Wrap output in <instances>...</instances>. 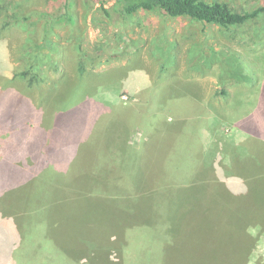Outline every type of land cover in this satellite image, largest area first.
Here are the masks:
<instances>
[{"label":"rangeland","instance_id":"obj_1","mask_svg":"<svg viewBox=\"0 0 264 264\" xmlns=\"http://www.w3.org/2000/svg\"><path fill=\"white\" fill-rule=\"evenodd\" d=\"M102 1L113 17H107L101 9ZM220 1L228 2L238 12H243L246 4L244 0ZM251 2L254 7L250 11L264 6V0ZM115 4V0H72L67 10L57 0L40 3L37 0H7L2 4L5 14L20 13V16L31 14L33 10L55 16L56 9L60 8V13L72 14L74 21L69 27L61 23L60 27L64 28L54 29L50 36L57 44L53 58L61 66L63 75L46 70L48 79L29 90L23 81L13 78L22 70L18 59L24 52L26 33L18 27L5 30L7 18L0 16V192L7 181L19 186L40 175L36 176L34 170L22 177L15 176L10 169L15 168L18 161H22L20 164L35 163V168L45 166L46 170L58 173H66L70 167L83 168L87 172L91 170L87 162H91L97 170L92 167L87 174L92 176L98 171L99 176L115 179L126 188L135 185L138 196L161 190L164 197L171 192L166 191L170 187L166 185L170 177L185 181L204 174L214 180L218 177L232 189L213 190L220 193V199L229 201L227 214L219 213L216 210L219 205L213 201L203 207L197 230L202 243L211 245L218 239L226 222L239 235H249L242 231L246 224L242 213L264 215V192L256 193L255 199L249 200L244 187L264 159V45L261 44L264 37L260 38L261 24L255 21L239 28L224 29L156 12H140L128 20L113 13ZM40 18L33 16L31 21ZM44 26L41 20L38 27ZM71 30L77 34L73 38L78 39L77 43L69 41ZM79 42L80 53L74 49ZM192 47L208 57L212 51L237 52L241 55L237 60L240 71L245 70V75L255 83L248 85L228 80L221 86L220 64L204 70L203 74L194 71L188 56ZM87 59L92 60L87 67L89 79L101 75L102 80L99 88L95 86L93 96L86 98L91 94L94 78L88 80L91 85L84 92L74 94L71 90H75L78 82L79 61ZM162 64L165 69L160 74ZM59 81L63 82L65 91L71 93L57 94ZM159 126L164 127L163 131ZM157 132L159 138H156ZM141 163L143 173L141 171V180L136 181ZM108 190L114 191L110 187ZM126 198L136 209L131 220L128 214L118 217L133 225L146 220L143 204L134 199L136 196L128 194ZM107 205H111L109 201ZM97 209L93 204L89 211L80 206L76 225L71 227L62 214L34 217L17 205L8 207L0 203V234L8 236V239L5 235L1 239L0 235V248L7 242L10 247H16L22 240L35 243L42 236L39 231L42 228L45 241L48 237L51 243H44L42 246L46 250L38 251H56L55 264H77L69 256L70 251L74 253L71 242H81L83 233L98 232L95 239L99 244L114 247L109 255L112 264H155L156 257L164 255L161 249V244L165 243L162 239L166 240L164 227L159 230L155 225L154 231L150 227L134 226L128 230V248L122 251L119 237L111 227L108 230L104 226L108 216L99 218L104 211L97 216ZM84 213L86 218V213L89 214V221H95L92 233L87 223L83 225ZM156 219H159L157 214L149 216L151 221ZM161 219L166 221L162 225L184 228L178 216ZM113 222L110 223L115 224ZM31 224L36 228L26 232L28 225L33 226ZM245 229L248 232V228ZM93 251L86 249L80 264H102L101 258L92 257ZM165 251L172 255L177 248L174 245L172 250ZM2 255L6 253L0 250ZM28 255L31 264H44L43 256L39 258L33 245L28 254L22 251L10 262L2 256L0 264L24 263ZM251 264H264V238Z\"/></svg>","mask_w":264,"mask_h":264},{"label":"trees","instance_id":"obj_2","mask_svg":"<svg viewBox=\"0 0 264 264\" xmlns=\"http://www.w3.org/2000/svg\"><path fill=\"white\" fill-rule=\"evenodd\" d=\"M6 1L7 0H0V16L7 18V22L4 26L5 30L9 27L12 29L18 27L26 33L25 44L23 46L24 52L18 59L22 65V70L15 73L13 76L14 81H23L29 90H33V88L41 85L48 79L46 75L48 70L55 71L56 74L62 76L63 72L61 66L58 61L53 58V53L57 51V44L52 41L50 36L51 34L53 35L54 29L61 28V23L69 27L74 21L73 15L69 12L60 13V8L56 9L55 14H57L55 16L37 10H33L30 12L31 14L22 15L23 17L20 16V13L9 15L4 13L5 7L2 6ZM41 1L44 0H37L39 3ZM48 1L49 0H47V2ZM71 1L72 0H57L58 3L62 2L64 4L63 6L66 10L71 8ZM244 1H246V4H244L243 12H238L228 2L220 0H212L211 2L208 0H115L116 4L115 8H113V13L130 20L140 12H156L173 19L186 17L197 23L216 25L224 29L239 28L257 21L262 26L260 29V38H263L264 6L250 11V9L254 7V3L251 2L253 0ZM101 3V9L106 16L113 17L111 10L105 8V1H102ZM33 4L36 6L38 5V3ZM33 16H41V18L36 21H31ZM41 20H44L45 22L43 28L38 27ZM76 35L77 34L73 30L70 31V43L74 44V41L77 43L78 39H73ZM56 38L61 39L60 36H56ZM261 44L264 45V43ZM74 49L78 53L81 52L80 42L78 45H75ZM188 56L189 64L192 66V69L202 74L205 72L204 70H210L215 64H220L219 83L221 86H225L228 80L248 85L255 83L254 79H250L245 75V70L240 71L238 66L239 62L237 60L241 59V55L237 52L228 54L225 51L221 53H215L212 51L211 56L208 57L204 56L202 53L199 54L196 49L192 47L188 52ZM89 62H92V60L87 59L79 61L78 82H76V85L74 86L75 90H71L74 94L78 91L84 92V89L91 85L88 80L93 78L92 81L94 84L92 90H90L91 94L95 86L98 88L100 86V81L102 80L101 75H96V77L92 76L90 79L87 75ZM163 64L159 68V70H161L160 74L165 69ZM56 88L57 94H59V92L67 95L68 93H71L69 90L68 92L65 91L62 81H59L56 84ZM91 94L88 93V96L85 97H92L93 94ZM143 160H146V158ZM20 162L22 161H18L16 167L10 169L15 176L19 175L22 177L26 173L34 170L36 176L40 175L26 183L20 184L19 186L18 184H10L7 181L4 190L1 189L0 192V203L5 204L8 207L17 205L20 208L25 209V211H22L26 212L27 215H33L34 217L37 215H44L45 217L47 214L55 217L58 215L61 216L62 214V216H66L71 227L76 225L75 219L78 217L79 207L84 206L89 211L91 204H93V207L98 208L97 216H100V212L104 211L103 215L99 218L104 219L108 216V218H105L104 226L108 230L111 227L112 232L116 233L117 237H119L122 251L127 250L128 248L130 239L128 236V230L134 226H146L154 231L155 225L160 228L159 230H162L161 228L164 227L166 229V240L162 239L165 243L164 245L161 244V249H163V253H165L162 257H156L154 260L155 264H251L255 252L264 238V215L262 213H242L245 216L244 220L246 223L242 231L244 233H249V235H239L232 228L231 224L226 222L223 225L224 227L222 228L218 239L214 240L211 245L202 243L203 240H200L197 230L200 227L199 221L205 204L208 201H213L214 204L219 205V208H216L219 213L223 214L226 212L227 214L226 209L228 208L229 201L220 199V193L213 190L218 188H232L229 186V183L222 180L219 181L218 177L214 180L213 177L202 174L197 177L193 176L191 180L185 181H175L170 177L171 180L169 178L166 182L167 186L170 184V187L166 188V191H171L170 195L166 193L163 197L161 190H159L152 194L140 193L138 196V194H135V185H130L126 188L124 185L115 181V179L99 176L98 171H95L92 176L87 174L92 170V167L97 170L91 162H87V165H89V168L91 169L87 172H85L83 168L80 170L70 167L69 171L66 173H58L53 169L52 171L46 170L45 166L38 169L34 167L35 163L32 164L29 162L30 165L28 163H23V165L20 164ZM257 166L258 168L257 171L254 172V176L250 178L244 186L247 188L245 193L248 194L249 200L251 198L255 199V196L257 195L256 193L264 192V159ZM143 169V164L142 166L139 165L137 174L138 178L136 181L141 180V171L143 173ZM1 187L3 188V185H1ZM108 187L113 188L114 191H109ZM128 194L136 196L134 199L139 204H143V211L147 216V218H145L146 220L137 223L136 225L126 223L122 218L118 217L128 214L131 220V215L135 211L134 209H136L129 205L130 200L126 198ZM119 196H123V198H120ZM108 201L111 205H107ZM126 202L127 204L124 205ZM101 203L103 204L101 205ZM248 203L253 204L251 201H248ZM147 206L150 207L148 208ZM250 207L254 208L253 205H250ZM152 214H157L159 219H156L155 221L149 220V216ZM86 215L87 218L85 217V213L83 214V225L87 223V226L92 233L95 228V221H89V214L86 213ZM170 216L171 218L177 216L180 217L184 228H179L177 225L174 227H168L169 224L162 225L165 224L166 221L161 218ZM259 218H262L263 220H258ZM112 220L115 224L110 223L113 222ZM225 220L230 221L229 219ZM77 222L79 224V229H81L79 219H77ZM31 225L33 226L28 225L26 232H28V230L32 231L36 228L35 224ZM246 227L248 228V232L245 229ZM98 229L100 230V228ZM39 231L42 233V239L37 238V242L35 243H32L29 240H22L23 242L20 241L19 245L16 247H10L7 244L8 242L5 247L4 245H1L0 250L6 253V255H2L4 256V259L7 258L6 260L10 262L11 259L13 260V258L22 251H25V253L28 254L31 245H33L35 253L37 252L39 258L43 256L44 264H55L57 261L56 258L58 257L56 251L43 253H39L38 251L39 249L46 250L45 247L42 246L44 243H51V239H48V237H46L45 241V232H43L42 228H40ZM96 233H92L91 235L83 233L81 236L82 238H80L81 242H78L77 240L71 242V248L74 249V253L70 251L69 256L71 260L80 264V257L87 249L90 251L94 250L92 257L96 255L97 258H101L102 264H112L109 261V255L114 247L99 244L95 237L100 233ZM4 235V233L1 235V239ZM250 238L251 240H249ZM175 239H178V241H174ZM56 243L58 244L57 241H53V244ZM21 244H23V247H21ZM174 245L176 246L178 253L176 252L170 255L165 251L169 248L172 250ZM71 253H73V255ZM2 256H0V258H2ZM27 258V262L22 263V261H18L17 264H31L29 261L30 256L28 255ZM136 259L142 261V259H139L138 257Z\"/></svg>","mask_w":264,"mask_h":264},{"label":"crops","instance_id":"obj_3","mask_svg":"<svg viewBox=\"0 0 264 264\" xmlns=\"http://www.w3.org/2000/svg\"><path fill=\"white\" fill-rule=\"evenodd\" d=\"M163 123V122H162ZM161 126V125H160ZM160 126H159V129L161 130V131H163L162 129L164 128L163 126H162V128H160ZM159 129H158V127H157V130L159 131ZM161 134H162V132H161ZM156 138L158 137L159 138V135H160V133L158 134V132L156 133Z\"/></svg>","mask_w":264,"mask_h":264}]
</instances>
